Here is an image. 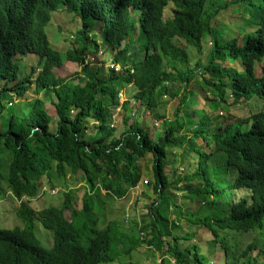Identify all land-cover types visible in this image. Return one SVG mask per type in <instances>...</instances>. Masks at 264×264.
Instances as JSON below:
<instances>
[{"label":"trees","instance_id":"trees-1","mask_svg":"<svg viewBox=\"0 0 264 264\" xmlns=\"http://www.w3.org/2000/svg\"><path fill=\"white\" fill-rule=\"evenodd\" d=\"M60 6L82 21L102 23V44L91 43L82 31L81 46L66 54L55 50L44 27ZM169 8L172 17L166 19ZM226 12L240 17L239 32L230 25H214ZM88 44L97 52L110 47L117 52L115 63L129 57L130 64L123 67V74L112 68L107 76L104 68L93 71L86 62ZM189 49L198 55L207 50L205 62L200 58L192 67ZM28 52L39 61L25 74L24 62L17 56ZM65 61L80 67L74 79L56 77L54 69ZM37 68L41 72L36 75ZM135 69L152 75L155 82L134 83ZM198 73L211 91L208 104L189 115V106L196 107L197 101H189L188 84ZM178 82L185 87L174 125L163 129L158 124L163 133L155 141L147 121L161 123L165 118L162 110L179 95ZM124 84L135 89L131 101L144 107L142 120L141 113L130 114V101L120 103ZM30 90L39 97L26 110L14 111L6 129H0V198L6 196L5 189L10 191L19 203L15 216L22 223L0 228V264H123L124 255L140 247L146 235H151L148 244L163 247L175 264H212L211 257L201 254L200 244L190 243L200 236V229L213 237L211 244L220 245L227 264H264V248L255 241L246 246L242 241L250 233L264 236V0H0V116ZM51 97L57 117L53 132L54 118L45 106ZM238 106L248 115L230 120L234 118L230 108ZM118 108L127 114L125 129L116 137L113 123ZM219 111L227 115L221 118ZM199 140L210 150L201 153L192 179L179 176L171 181L166 168L177 161L172 155L185 145L184 155L197 152ZM148 154L153 157L152 180L146 181L156 195L148 206V223L142 218L145 224L131 235L118 220L101 223L104 208L98 196L104 191V197L120 200L139 187L144 181L139 163ZM220 154L225 156L222 171L230 175L228 186L210 178L208 162ZM78 173L86 189L81 208L75 207L70 190L63 191L60 205L41 200L42 180L55 192L64 187L55 186L54 180L65 181L68 174ZM191 180L204 185L191 188ZM180 183L191 197L205 205L210 202L211 214L192 224L188 212L172 205L168 192ZM182 218L189 230L180 235ZM39 235L50 237V243ZM170 235V242L163 240Z\"/></svg>","mask_w":264,"mask_h":264},{"label":"rangeland","instance_id":"rangeland-1","mask_svg":"<svg viewBox=\"0 0 264 264\" xmlns=\"http://www.w3.org/2000/svg\"><path fill=\"white\" fill-rule=\"evenodd\" d=\"M60 6L59 8H61ZM172 8H169L165 12V18L170 19L172 17ZM239 16L232 17L230 13H221V15L217 18L215 21L216 26H226L229 27V25L236 31H240L241 20L239 19ZM246 19V18H245ZM89 25V29H85L83 24ZM139 25V24H138ZM245 29H248L247 26H245ZM45 34L48 36V39L50 43L52 44L53 48L57 51H60L61 53L66 54L68 51L77 48L81 43L78 41V33L82 31H86L88 34H90L91 41L94 40L98 43V45L102 44V24L99 22H94L89 20L82 21V19L74 14V13H68L63 11H57L55 12L51 17V24L50 22L45 26L44 28ZM128 35V41L130 40V34ZM75 39H74V38ZM71 41V43H70ZM92 43V42H91ZM209 44H206L205 47H207ZM124 45L121 46V48ZM88 55H87V62L89 63V67L91 70H97L100 68H104L105 75L110 72L109 69L111 68L112 60L116 58L117 52L113 51L110 47L100 48V52H97V50L91 45L88 44ZM143 52V49H141L138 54L140 55ZM207 50L203 52L202 55H198L195 49H189L188 56L189 62L192 67L195 66L197 61L201 58L203 62H205V57ZM19 59L20 56H17ZM39 61V57L36 54H27L23 58L24 67L25 68V74H30L32 72V69L37 66ZM116 64V63H115ZM130 64L129 57H124L120 62L117 63L118 71L117 73L123 74L125 71L123 69L124 66H128ZM167 62L164 61V66H167ZM182 70H186L182 69ZM80 71V67L73 62L65 61V64L61 68H55L54 73L57 78H67V79H74L75 74ZM41 72L40 68H37L35 71V74H39ZM115 72V71H114ZM257 74L260 76L261 73L259 70L256 71ZM132 80L135 82H142L146 86L151 85L155 82V78L152 75H148L145 71L142 69L139 71V69L132 70L131 72ZM193 79L188 84V89L191 91L189 93V101L192 103V101L195 102L196 107L189 106L188 114L191 115L194 110H202L204 108V104L207 102L206 98H209L208 94L211 91L208 87L204 86L202 75L193 74ZM208 78V76H207ZM33 81H36V76L32 78ZM185 87V84L178 82L175 84V89L177 90V93L179 94L175 99L171 100L164 106L165 111V118L162 119L161 123L156 122H150L147 121V127L149 128V132L153 139L156 141L158 138L162 136V129L157 126L163 125V129L167 128L169 124L174 125V113L177 110L179 104H180V95L183 92V89ZM120 103H124L125 101H130V114H140V118L142 120L143 117V111L144 107L141 105V103H138L137 101H131V97H133L135 89L132 85L127 86L124 84V86L120 87ZM132 94V96H131ZM39 97L37 94H35L33 91H28L26 94V97L17 100L15 102V105L6 111L3 115L0 116V129L5 130L7 127V120L10 117V115L14 111L22 112L26 110V108L31 104L34 99ZM54 100V97L46 98L45 99V106L47 112L54 118V122L52 125V132L56 130L57 127V117H56V111L55 107L53 106L52 102ZM165 100H169L165 97ZM206 101V102H205ZM229 103H232V100L228 99ZM208 104V103H206ZM132 106V107H131ZM241 107L239 109L238 107H231L229 110V113L234 117L230 120H239L240 118H245L247 114L246 108ZM145 113V112H144ZM127 112L123 111L122 108H118L117 112L114 116V123L113 127L115 128V136L119 137L121 133L124 131V119L126 117ZM222 115H227L221 113L219 111V116L222 118ZM235 122V121H233ZM134 121L130 120L129 124H133ZM227 123H230V121H227ZM159 124V125H158ZM91 134L94 135V128L91 129ZM199 150L196 152H191L189 155H184V152L187 150V146L185 145L182 149H180L178 152L172 155L177 156V161H172L170 167L166 168V172L170 178L171 181H175L179 176L181 177H190L192 179V175L194 173L195 167L199 164L201 153L208 152L210 149H207L202 140L198 141ZM221 161H225V156L223 154H220L218 156H214L211 158V160L208 162L209 166H211V181L216 182L219 186H228V182L230 181V175L226 174L222 171V166H220ZM152 164H153V157L151 154H148L144 159L140 160L139 165L141 166V170L143 173V179L145 182L146 180L150 181L152 180ZM175 168H173V167ZM140 183V186L138 189L131 190L127 197L124 199H111L108 197H104L105 192L102 191V194H100L97 198L98 202L103 206V211L101 212L102 221H114L118 220L120 224L123 226L124 231L127 234H134V232L138 233L140 226H142L145 223H141L142 218H146L148 215V206L155 201L156 195L153 192L152 186H148L145 183ZM55 186H62L60 190H57L55 192H52L49 188V182L47 183V180H42L41 186V192L45 193V196L43 198V195L40 194L41 200L44 202H47V204H55V206L60 205L63 200V191L64 190H70L73 192L75 199V207L81 208L82 207V198L86 192L85 189V183L83 179L82 173H78L77 175L68 174V178L64 180H54L53 181ZM191 185L193 187L191 188H198L204 185V182L200 180H191ZM184 183H180L176 188L173 185L169 190V201L173 205H177L178 208L180 207L183 211V214L188 212L187 214L191 218V223L194 224L196 222V219L211 214L212 208L210 206V202L205 205L200 201V198L196 200V198L191 197L188 194V191H184ZM46 188V189H45ZM6 196L4 198H0V228L3 229H11L15 226H22L21 221L15 216V212L18 208V201L12 199L10 197V191H6ZM147 194H151L150 196ZM187 195V197H186ZM193 195V194H191ZM176 209V206L171 207V210ZM172 216V215H171ZM171 220L173 222L176 221V217L172 216ZM146 223H148V219H145ZM105 222V223H106ZM181 222V228H179V231L177 234L183 235L185 232L189 230L188 225L185 222V219L182 218ZM139 224V225H138ZM40 231H42L44 234L46 231L42 228V226H39ZM174 232V231H173ZM47 233V232H46ZM38 234V233H37ZM200 236L191 241L190 243L200 244V252L203 253L207 258H212L211 263L212 264H227L226 257L223 249L220 247L219 244H211V241L213 237L210 235V233L207 230H199ZM43 241H46L50 243L51 238L46 236H40ZM145 240L143 244L138 247L136 250H134L131 255H124L123 264H175L172 258H170L168 255H166L165 249L163 247H159L157 244L149 245L148 242L151 240V235H146L143 237ZM172 239V236H165L163 238L164 241L170 242ZM243 244L246 246L251 241L257 242L260 247L264 248V236L256 233H250L242 238ZM179 243L181 244L182 248H185L184 239H180ZM46 243H43L45 246ZM254 256H256V252L253 253ZM122 257V256H121ZM200 260H202V255L199 257ZM118 264V263H114Z\"/></svg>","mask_w":264,"mask_h":264},{"label":"clouds","instance_id":"clouds-1","mask_svg":"<svg viewBox=\"0 0 264 264\" xmlns=\"http://www.w3.org/2000/svg\"><path fill=\"white\" fill-rule=\"evenodd\" d=\"M63 11V9H62V7L61 8H58L56 11H52V13H50L51 14V16H50V19H49V21L47 22V24L50 22V24H51V17H52V15L55 13V12H57V11ZM63 12H66V11H63ZM80 17V16H79ZM94 22H98V21H94ZM100 23V22H99ZM46 24V25H47ZM100 24H102V23H100ZM45 28V27H44ZM45 32V31H44ZM87 35H88V37L90 38V34H88L87 33ZM47 36V35H46ZM74 38V37H73ZM47 39H48V36H47ZM75 39V38H74ZM90 41H91V39H89ZM48 41H49V39H48ZM50 42V41H49ZM91 42H94V40H92ZM70 43H71V41H70ZM51 44V43H50ZM82 44V43H81ZM81 44L79 45V46H81ZM52 45V44H51ZM79 46H77V48L79 47ZM73 50V49H72ZM89 52V51H88ZM27 54H32L31 52H28ZM27 54H24V55H20V59H22L23 60V58L27 55ZM87 55H88V53H87ZM71 62V61H70ZM87 62V61H86ZM74 63V62H73ZM88 63V62H87ZM89 64V63H88ZM114 71H115V67L116 68H118L117 67V63L115 64V62H114V60H112V64H111V66H110ZM116 73H117V71H115Z\"/></svg>","mask_w":264,"mask_h":264},{"label":"built area","instance_id":"built-area-1","mask_svg":"<svg viewBox=\"0 0 264 264\" xmlns=\"http://www.w3.org/2000/svg\"><path fill=\"white\" fill-rule=\"evenodd\" d=\"M119 69L115 67V71H118ZM145 184H147V181L144 182ZM139 187L137 186L136 189H138Z\"/></svg>","mask_w":264,"mask_h":264}]
</instances>
